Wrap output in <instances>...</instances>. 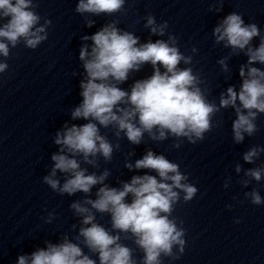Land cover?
<instances>
[{
  "label": "clouds",
  "instance_id": "9594fccd",
  "mask_svg": "<svg viewBox=\"0 0 264 264\" xmlns=\"http://www.w3.org/2000/svg\"><path fill=\"white\" fill-rule=\"evenodd\" d=\"M125 3L77 0L75 12L91 28L96 21L89 17L112 16L122 12ZM223 4L224 0H219V6L209 11L219 13ZM38 6L36 0H0V74L9 69L12 49L23 43L35 50L48 39L52 21L45 18L41 23ZM144 20L150 35L161 38L141 42L115 20L81 37L85 42L79 51L82 100L70 110V120L86 122L66 121L56 131L52 142L57 151L51 154V167L43 176V183L60 196L82 194L69 204L79 223L71 225L75 235L64 233L56 243L45 241L46 247L19 255L16 264H164L165 258L180 259L185 252L186 229L184 221L173 213L181 201L187 204L198 193L189 175L163 153L147 148L135 161L131 159L135 152H128L124 163L130 172L147 171L127 181L118 180L115 187L108 183L111 170H100V160L110 163L121 148V139L137 146L146 143L145 136L158 143L171 138L175 149L185 141L195 145L212 131L213 118L221 110H234V144H242L259 131L257 120L264 114V69L254 65H264V34L256 23H246L242 14L233 11L212 29L214 43L231 50L217 60L221 72L229 74L227 79L231 73L228 61L241 53L247 57L239 68V88L230 85L216 103L208 99V89L201 87L205 83L201 74L190 67L198 49L193 47V55H185L178 37L168 32L167 21L158 23L151 14ZM165 36L167 39H162ZM256 38L258 45L253 44ZM146 64L152 67L150 76L135 80L128 89L121 87ZM102 130H110L115 141ZM262 153L264 147L251 146L242 160L253 165ZM235 172L243 173L238 181L243 188L264 179V165L245 169L237 163ZM230 181L231 177L225 181V189ZM244 196L252 205L264 204L255 188ZM97 214L108 216L110 227L99 223ZM55 218V213H49L45 223ZM124 241H131L135 248ZM137 250L142 254L139 260Z\"/></svg>",
  "mask_w": 264,
  "mask_h": 264
}]
</instances>
